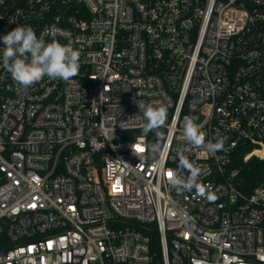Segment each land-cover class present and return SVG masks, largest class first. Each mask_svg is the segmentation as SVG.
<instances>
[{
	"label": "built area",
	"instance_id": "2783aa9c",
	"mask_svg": "<svg viewBox=\"0 0 264 264\" xmlns=\"http://www.w3.org/2000/svg\"><path fill=\"white\" fill-rule=\"evenodd\" d=\"M20 25L80 68L24 88L0 66V264H264V0H0V38ZM185 116L227 137L186 154L215 199L169 183Z\"/></svg>",
	"mask_w": 264,
	"mask_h": 264
},
{
	"label": "clouds",
	"instance_id": "9594fccd",
	"mask_svg": "<svg viewBox=\"0 0 264 264\" xmlns=\"http://www.w3.org/2000/svg\"><path fill=\"white\" fill-rule=\"evenodd\" d=\"M0 39L5 45L0 51V66L24 88L31 87L45 77L67 82L79 75L80 51L55 40L46 42L37 36L31 26L20 25ZM136 103L140 115L135 118L139 121L142 135L147 137L153 133L158 144L165 142L167 137L161 129L166 121L167 109L143 101ZM197 119L194 116L184 117L185 144L177 149L179 165L171 171L169 183L178 194L195 190L197 195L212 200L215 197L199 183L200 172L186 154L199 147H204L210 153L222 151L227 137L217 134L211 140L206 139L203 126L197 123Z\"/></svg>",
	"mask_w": 264,
	"mask_h": 264
},
{
	"label": "trees",
	"instance_id": "16d2710c",
	"mask_svg": "<svg viewBox=\"0 0 264 264\" xmlns=\"http://www.w3.org/2000/svg\"><path fill=\"white\" fill-rule=\"evenodd\" d=\"M238 162L240 164V159L238 160ZM244 169L249 171L248 176H253V178L255 179V183H257L258 181H261L264 178V163L263 162H260L258 160H251L248 164L245 165ZM152 240L153 241L158 240V233L156 232L152 233Z\"/></svg>",
	"mask_w": 264,
	"mask_h": 264
},
{
	"label": "snow or ice",
	"instance_id": "6c2138e0",
	"mask_svg": "<svg viewBox=\"0 0 264 264\" xmlns=\"http://www.w3.org/2000/svg\"><path fill=\"white\" fill-rule=\"evenodd\" d=\"M138 151H143V148H140V147H138V149H137ZM171 175H172V173L171 172H169L168 173V176H169V178L171 177Z\"/></svg>",
	"mask_w": 264,
	"mask_h": 264
}]
</instances>
